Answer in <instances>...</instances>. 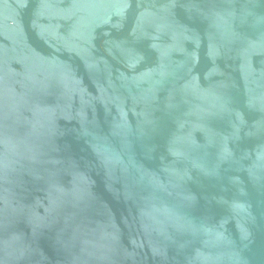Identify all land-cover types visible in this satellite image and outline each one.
I'll use <instances>...</instances> for the list:
<instances>
[{"label": "water", "instance_id": "1", "mask_svg": "<svg viewBox=\"0 0 264 264\" xmlns=\"http://www.w3.org/2000/svg\"><path fill=\"white\" fill-rule=\"evenodd\" d=\"M0 264H264V0H0Z\"/></svg>", "mask_w": 264, "mask_h": 264}]
</instances>
